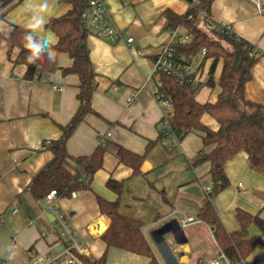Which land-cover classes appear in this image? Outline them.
<instances>
[{
  "label": "crops",
  "instance_id": "obj_1",
  "mask_svg": "<svg viewBox=\"0 0 264 264\" xmlns=\"http://www.w3.org/2000/svg\"><path fill=\"white\" fill-rule=\"evenodd\" d=\"M104 2L114 23L123 31L124 41L111 43L93 35L87 37L96 70L97 88L92 103L95 114L87 116L67 144L72 155H91L101 145L99 136L110 133L105 138L103 168L94 174L89 189L63 197L57 205L84 245L85 259L106 255V264L150 262L146 256L107 248L102 235L111 220L100 211L97 196H101L118 201L124 214L144 221V235L159 264L208 262L218 256L220 249L212 229L203 222L186 228L180 225L177 238L169 233L164 242H155L152 234L175 219L173 210L178 217L197 218L208 199L203 187L211 189V163L193 165L199 154L214 148L204 146L205 133L194 130L178 146L160 138L163 105L157 98L160 75L153 68L156 55L171 40L172 30L167 28L164 11L170 9L183 15L189 5L186 0ZM42 3L43 0H12L0 18V34H8L13 26L24 27L33 12L46 18L39 36L55 34L48 23L66 14L72 5L69 0H49L50 7L44 12L39 8ZM210 15L230 24L234 35L257 51L258 61L251 70L252 79L245 84V97L264 105V0H214ZM202 22L199 18V28H204ZM177 28L180 34L187 32L183 27ZM130 37L134 42L127 45L125 41ZM17 54L18 48L6 41L0 44V264H30L31 253L48 256L63 249L61 232L48 203L35 199L29 185L54 157L48 143L62 136L59 125L67 124L78 106L79 78L63 74L72 64L67 54L59 55L56 71L45 72L34 80L25 79L27 67L16 62ZM193 62H202L203 68L197 101L215 103L222 90L219 80L223 61L215 69L214 85L207 84L212 59L202 61L198 56ZM131 96L135 99L127 104ZM201 122L215 132L220 128L209 114H204ZM150 143L153 146L141 165V173L134 174L131 167L120 163V146L144 154ZM225 172L229 186L213 199V204L226 230L232 233L240 229L239 209L264 220V175L251 168L248 154L241 151L231 157ZM110 179L122 184L120 195L107 186ZM193 185L201 188V195L188 192ZM14 208L17 213H13ZM249 234L261 240L244 264H264V229L253 224Z\"/></svg>",
  "mask_w": 264,
  "mask_h": 264
},
{
  "label": "trees",
  "instance_id": "obj_2",
  "mask_svg": "<svg viewBox=\"0 0 264 264\" xmlns=\"http://www.w3.org/2000/svg\"><path fill=\"white\" fill-rule=\"evenodd\" d=\"M12 0H0V11L7 7ZM183 15H178L170 9L164 11L167 28L173 30L183 27L193 36L187 45H178L177 53L190 60L198 57L203 48L207 50L205 59H212L208 85H214V72L220 60L223 70L219 80L221 92L215 103H200L197 94L202 87L199 83L193 87L190 83L180 84L173 77L160 75V93L172 101V117L170 132L180 141L194 130L205 133L204 146H213L209 152H202L193 165L204 162L211 163L208 174L211 191L208 199L201 208L197 218L212 229L215 242L232 264H244V261L260 242L257 235L250 236L249 231L254 224L264 229V220L243 209L237 212L240 229L228 232L213 204V199L229 186L225 172L226 162L244 151L249 156L251 168L264 175V105L248 101L245 97V84L252 79L251 70L258 61L252 56V45L236 36H226L214 33L212 36L198 27L200 12L210 15L214 0H197ZM72 8L63 16L52 19L47 27L58 37L54 46L56 58L50 62L44 53L35 63L27 59L29 53L24 48L26 29L13 26L8 34H0V44L6 41L11 47L18 48L16 62L26 65L25 79H38L45 72H53L58 68V57L67 54L72 59L70 67L63 74H75L79 78L78 106L71 120L65 125H59L62 136L50 141L49 149L53 152L52 160L34 177L29 185L32 196L43 200L51 190H56L59 197H70L73 192L90 188L94 174L103 168V158L106 145L98 146L91 155L75 156L69 153L67 144L78 127L87 116L95 114L92 103L97 88L96 70L90 58L87 45L89 31L83 21V13L89 7L90 0H69ZM3 13L0 18H3ZM191 15V18L189 16ZM206 19V17H204ZM229 47H224L222 42ZM239 71V72H238ZM209 114L220 124L217 132L210 130L201 122V117ZM162 140L167 135L162 130ZM153 143L147 147L146 153L138 154L122 146L117 150V157L133 169L134 174L141 173V165L150 151ZM107 186L118 195L122 193V184L110 179ZM98 205L103 215L111 220L109 229L102 235L107 248H119L134 254L150 258L149 264H159L153 250L144 235L145 223L141 219L124 214L118 201H109L97 196ZM87 264H106V255L100 259H85Z\"/></svg>",
  "mask_w": 264,
  "mask_h": 264
},
{
  "label": "built area",
  "instance_id": "obj_3",
  "mask_svg": "<svg viewBox=\"0 0 264 264\" xmlns=\"http://www.w3.org/2000/svg\"><path fill=\"white\" fill-rule=\"evenodd\" d=\"M188 3V0H186ZM195 6L197 0L192 2ZM189 7L192 4L188 3ZM9 6L5 7L0 11L3 13ZM206 17V19H204ZM191 18V15L189 16ZM204 20L203 29L210 34H222L226 36H235L233 33L232 26L228 23L220 22L211 17V15L206 14L204 11L200 12V16ZM83 21L86 28L89 31V35L96 36L98 38L104 39L107 42L118 43L124 41L123 31L114 23L111 12L107 8L104 0H90L89 7L83 13ZM171 40L168 44L164 45L159 53L156 55L154 60L153 72L159 75L165 74L173 77L180 84L190 83L193 87H196L202 81L203 68L202 62L194 63L188 57L179 55L177 53L176 46L187 45L191 42L193 36L190 32L180 34L179 28L170 31ZM134 42V38H128L125 43L130 45ZM207 50L202 49L199 56L202 57V61L205 60ZM257 51L252 48L251 55L256 56ZM161 87V82L159 81L158 89ZM157 98L163 105V131L167 135L166 141L170 142L173 146H178L180 140L170 132V120L172 117V101L165 98L162 93L158 90ZM134 97L131 96L127 99V104L134 101ZM110 133L101 134L99 136L101 144L105 143V138L109 137ZM49 144V143H48ZM240 184L239 186H241ZM210 188L206 186L203 187V192L209 194ZM75 192L71 196H75ZM62 197H59L56 190H51L46 197L43 199L49 205V210L53 213L55 222L61 232L62 240L64 242L63 249L60 252L52 253L48 256H40L31 253L29 257L30 264H87L84 261L83 252L84 245L80 242L77 232L73 226L67 221L65 215L60 207L57 205V201ZM17 209L14 208L13 213H17ZM172 215L175 219H178L182 228H186L189 225L201 222L198 218L189 215H183L180 219L178 217L177 211L173 210ZM202 264H232L225 254L220 249L217 257L213 258L208 262H203Z\"/></svg>",
  "mask_w": 264,
  "mask_h": 264
},
{
  "label": "clouds",
  "instance_id": "obj_4",
  "mask_svg": "<svg viewBox=\"0 0 264 264\" xmlns=\"http://www.w3.org/2000/svg\"><path fill=\"white\" fill-rule=\"evenodd\" d=\"M49 7V0H43V3L39 5V8L44 12H47ZM29 11H32L31 6H29ZM45 23V16L33 12L30 20L24 25L26 32L23 46L29 53L27 59L30 63H35L44 53H47L50 62L56 58L54 46L58 44V37L51 32L44 37H40L38 34ZM9 258L11 259V257Z\"/></svg>",
  "mask_w": 264,
  "mask_h": 264
},
{
  "label": "water",
  "instance_id": "obj_5",
  "mask_svg": "<svg viewBox=\"0 0 264 264\" xmlns=\"http://www.w3.org/2000/svg\"><path fill=\"white\" fill-rule=\"evenodd\" d=\"M188 192H190L194 195H201L202 194L201 188L198 185L191 186L188 189ZM181 218H182V216H180V219ZM180 229H181V227H180L179 220L174 219L173 221H170V222L158 227L157 229H155L152 234H153L155 242H158V241L164 242V241H166V236L169 233H171L175 238H177L176 231H178Z\"/></svg>",
  "mask_w": 264,
  "mask_h": 264
},
{
  "label": "rangeland",
  "instance_id": "obj_6",
  "mask_svg": "<svg viewBox=\"0 0 264 264\" xmlns=\"http://www.w3.org/2000/svg\"><path fill=\"white\" fill-rule=\"evenodd\" d=\"M197 25H199V24H197ZM211 35L214 36L213 34H211ZM222 45H223L224 47H229L228 44H227L226 42H224V41L222 42ZM238 72H239V71H238Z\"/></svg>",
  "mask_w": 264,
  "mask_h": 264
}]
</instances>
